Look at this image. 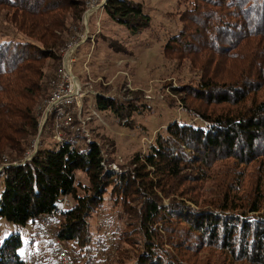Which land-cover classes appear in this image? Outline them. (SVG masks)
Listing matches in <instances>:
<instances>
[{
	"label": "trees",
	"instance_id": "16d2710c",
	"mask_svg": "<svg viewBox=\"0 0 264 264\" xmlns=\"http://www.w3.org/2000/svg\"><path fill=\"white\" fill-rule=\"evenodd\" d=\"M192 1L185 18L190 24L168 46L201 47L206 69L189 90L212 108L194 112L203 125L171 123L167 134L157 136L150 150L134 160L155 172L164 168L173 177L188 162L211 169L229 158L243 165L257 162L263 171L264 0ZM85 4L86 0H0V22L15 33L0 32V154L20 158L37 133V105L49 94L60 50L72 32L70 25L81 22ZM105 11L132 33L150 25L140 2L108 0ZM98 104L121 112L115 99L98 96ZM78 170L86 173L89 185L77 181ZM0 174V217L23 230L28 223L37 224V236L42 237L38 231L42 216L56 210L52 230L71 249L74 264H98L95 259L103 252L107 264H264V194L259 190L244 204L223 194L205 206L189 204L183 195L165 205L146 193L145 205L135 216L141 224L142 247L130 256L129 248L116 244L120 226L107 239L101 226L90 230L88 218L104 203L109 185L122 200L138 183L146 188L150 181L146 171L137 167L131 175H121L116 185L104 174L96 142L71 149L52 141L25 165H10ZM64 195L72 205L58 209ZM180 219L186 224L185 234L175 226ZM1 240L0 264H28L32 251L28 248H34L36 241L25 246L22 230ZM23 247L28 252L25 258ZM46 263L43 256L37 264Z\"/></svg>",
	"mask_w": 264,
	"mask_h": 264
},
{
	"label": "rangeland",
	"instance_id": "374dc122",
	"mask_svg": "<svg viewBox=\"0 0 264 264\" xmlns=\"http://www.w3.org/2000/svg\"><path fill=\"white\" fill-rule=\"evenodd\" d=\"M131 1L142 3L144 13L150 16V25L137 33H132L124 25L118 24L104 10L97 12L89 21V37L74 52L76 60L73 66V74L77 76L82 90L89 93L81 108L77 109L79 113L81 111L82 120L76 115V122H84L86 131L78 128L79 125L76 130L68 131L71 140L76 144L88 143L91 137L92 142L99 145L103 154L104 174L108 178L113 177L114 184L118 185L121 175H131L137 167L147 172L144 176H148L150 181L145 182L146 188H142V183H138L125 194L126 198L123 197V200L114 195L116 189L109 185L104 203L88 218L90 230L101 226L100 231L105 232L107 236L120 226L117 232H120L121 238L116 240V244L124 246L125 249L129 248L130 256L142 247L143 238L139 233L141 224L135 216L145 205L146 193L151 195V200L156 199L165 205H168L171 199H179L183 195L187 203L198 202L199 206L213 204L223 197V194L243 204L253 199L258 190L264 194V168L261 171V165L257 162L243 165L229 158L217 161L211 169L206 166L193 167L188 162L179 167L180 175L177 177L167 176L164 168L155 172L149 165L145 168L140 163L143 161L139 164L135 162L134 157L147 153L157 136L167 134V127L171 123L203 125L204 122L196 117L194 112L204 111L212 106L196 98L189 90L196 86L206 69L202 63L206 58L201 54V47L182 46L178 49L173 43L168 46L170 39L179 34L186 24H190L187 21V12L193 8V1ZM1 8L0 6V10ZM70 26L72 32L68 40L82 29L86 32L82 18L81 22ZM0 32L15 36V33L5 28L1 22ZM92 91L102 92L110 99H115L122 106L121 112L99 107L96 96H92L95 105L90 107L89 103H93L89 96ZM49 95L50 92L47 97ZM41 105L36 108L38 119L43 118L44 107L39 108ZM39 130L38 122V131L29 138L28 146L20 158L13 159L7 153H2L0 164L24 159L39 138V147H44L52 141L60 146L64 145L57 141L51 121L45 123L41 136ZM189 152L187 150V153ZM17 154L11 155L14 157ZM27 162L29 161L25 164ZM76 179L78 182L90 184L86 173L81 170L76 171ZM155 184L158 185L153 188ZM2 190L3 175L0 174V195ZM167 194L169 196H166ZM181 220L176 222L175 226L183 231L186 224ZM19 230H22L25 246H28L31 239L36 241L34 248L29 247L28 250H37L41 258H46V264H55L46 255L49 252L46 239L37 236V224L28 223L23 230L22 226L0 217V239L4 240ZM123 230L125 239L122 236ZM183 233L185 234L184 231ZM110 246L108 244V247ZM23 249L24 247L20 252L25 258L28 252ZM103 253L95 259L98 264H107Z\"/></svg>",
	"mask_w": 264,
	"mask_h": 264
},
{
	"label": "built area",
	"instance_id": "2783aa9c",
	"mask_svg": "<svg viewBox=\"0 0 264 264\" xmlns=\"http://www.w3.org/2000/svg\"><path fill=\"white\" fill-rule=\"evenodd\" d=\"M107 2L108 0H86L85 10L82 15V22L84 21L86 25V32H83L82 29L77 33V35L75 33L61 48V64L57 72L49 79L50 95L43 100L44 102L41 103L42 105L39 107L42 109L44 107L42 114L43 118L38 119L40 126L39 136H41V132L45 126V123L51 121L52 125H54L57 141L62 142L61 144H68L71 149L75 148L76 143L71 140L72 138L68 135V131L73 129L76 130V126L78 127V125L80 126L78 128L85 130L83 125L84 122H76V115L81 121L82 114L81 111L79 113L77 109L81 108L84 98L89 94L88 92L82 90L77 76L73 74V66L76 60L74 52L89 37L88 25L90 19L97 12L102 10L105 11ZM89 96L92 100V96H96V98H98V96L108 97V95L99 91H92ZM94 105V100L92 104L89 103L90 107ZM89 138V142H92L93 140L91 137ZM39 139L35 141L36 143L34 148L27 152V156L24 159L13 160L14 163L9 162L6 164H0V172L10 165H21L25 164L26 161L32 160L41 148L38 146ZM71 205L72 200L70 197L64 195L60 201V204L58 205V209L69 208ZM56 214L57 211L54 210L52 214L42 216L40 220V226L38 228L39 234L47 239L48 249L50 250L52 256L56 259L57 264H74L71 249H69L66 244L54 234L52 230V220ZM106 238L111 239L110 236H106ZM39 258L40 255L37 251H31L28 258V264H37Z\"/></svg>",
	"mask_w": 264,
	"mask_h": 264
},
{
	"label": "crops",
	"instance_id": "0c3cea01",
	"mask_svg": "<svg viewBox=\"0 0 264 264\" xmlns=\"http://www.w3.org/2000/svg\"><path fill=\"white\" fill-rule=\"evenodd\" d=\"M27 226V225H26ZM26 226L24 227V228H26ZM31 250H29V252H30ZM27 257V256H26Z\"/></svg>",
	"mask_w": 264,
	"mask_h": 264
}]
</instances>
